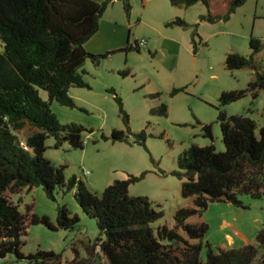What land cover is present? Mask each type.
Here are the masks:
<instances>
[{
  "label": "rangeland",
  "instance_id": "1",
  "mask_svg": "<svg viewBox=\"0 0 264 264\" xmlns=\"http://www.w3.org/2000/svg\"><path fill=\"white\" fill-rule=\"evenodd\" d=\"M103 3L110 0H91ZM142 0H128L130 12L124 10L122 0L111 1L99 20L97 33L87 41L84 50L96 56L86 59L81 67L88 88L71 87L68 91L75 107L68 108L53 101L52 113L61 125L75 124L82 133L83 148L73 149L66 142L55 148V139L47 138L44 158L54 167H63L65 185L57 188L54 200L46 197L41 187L14 195L20 199L19 211L26 206L39 217L46 216L56 226L59 208H66L71 217H77L74 230H49L43 225L30 226L22 236L21 253L24 256L38 250L60 254L64 263L74 253L87 258L86 248H92V264H106L97 247V223L86 216L77 204L76 189H67L72 178L83 183L91 193L100 196L114 181L127 175L144 178L129 187L131 197H145L164 217L153 223L173 228L174 215L179 209H192L193 199H183L181 185L184 180L178 161L191 145L206 147L213 144L216 152H224L217 116H244L255 125V137L264 129V91L256 99L250 95L225 107L219 106L222 92L246 89L254 79L249 68L228 71V54L249 57V39H260L264 44V0H247L225 18L229 0H211L207 8L198 2L189 8H174L168 0H151L143 7ZM179 19L183 26L167 25ZM144 42L145 45L138 47ZM131 50L125 51L126 48ZM138 49V50H136ZM254 65L264 74V47L254 58ZM174 88H184L175 96ZM117 95L123 114L114 100ZM48 101L45 91H39ZM158 95V96H156ZM161 105L167 115L150 113ZM202 125H210L213 140L203 136ZM128 135L126 143L112 142V131ZM143 132L145 142L139 145L136 135ZM28 134L19 133L21 140ZM103 138H107L105 141ZM241 206L229 203L212 204L199 217L188 224L203 222L208 232L202 242L200 259L206 262L207 245L239 249L244 242L256 244L258 232L264 229V195L253 199L239 198ZM187 238L183 231H179ZM259 251L258 258L262 255ZM0 264H27L15 255H8Z\"/></svg>",
  "mask_w": 264,
  "mask_h": 264
},
{
  "label": "trees",
  "instance_id": "2",
  "mask_svg": "<svg viewBox=\"0 0 264 264\" xmlns=\"http://www.w3.org/2000/svg\"><path fill=\"white\" fill-rule=\"evenodd\" d=\"M114 0L96 3L91 0H0V260L8 255L27 264H92V248L87 247V258L77 253L64 263L60 254L38 250L24 256L21 238L30 226L43 225L55 231L74 230L77 217H71L66 208H59L56 226L46 216L39 217L26 206L24 213L12 202L14 195L41 187L50 200L54 191L65 185L63 167L56 168L44 158L45 141L55 139V148L68 143L73 149L83 148L82 133L75 124L61 125L52 113L53 101L74 108L68 95L71 87L88 88L81 67L86 59L96 60L83 46L99 29V20L108 4ZM146 7L151 0H142ZM247 0H229L226 19ZM124 10L130 12L128 0H122ZM174 8H189L198 2L207 8L211 0H168ZM183 22L176 19L167 25ZM264 44L250 38L249 57L228 54V71L249 68L254 79L244 90L222 92L219 106L225 107L247 95L256 99L264 91V74H260L254 58ZM131 50L126 48L125 51ZM138 50V49H136ZM39 91H45L43 101ZM184 88L172 89L173 97ZM114 100L123 114L120 98ZM158 96V95H156ZM152 115L166 116L167 107L161 105L150 111ZM224 152H216L213 144L206 147L191 145L182 153L178 177L183 199H193L192 209H179L174 215V226L151 225L164 217L145 197H131L129 187L140 182L139 176L127 175L114 181L100 196L88 191L83 183L72 178L67 189L75 188V200L82 212L97 223L99 239L94 247L105 257L106 264H264V229L256 236V244L244 243L239 249L207 245L206 262L200 254L208 225L188 224L189 219L201 217L212 204L229 203L241 206L239 197L248 195L259 199L264 195V129L255 137L254 123L244 116L226 117L218 112ZM205 138L213 140L210 125H202ZM27 131L23 140L19 133ZM136 142L143 145L145 135L140 132ZM105 141L107 138H103ZM112 142L126 143L128 135L112 131ZM187 238H183L179 231ZM259 251L262 255L257 259Z\"/></svg>",
  "mask_w": 264,
  "mask_h": 264
},
{
  "label": "built area",
  "instance_id": "3",
  "mask_svg": "<svg viewBox=\"0 0 264 264\" xmlns=\"http://www.w3.org/2000/svg\"><path fill=\"white\" fill-rule=\"evenodd\" d=\"M144 45H145V43L144 42H141V43L138 44V47L140 48V47H142Z\"/></svg>",
  "mask_w": 264,
  "mask_h": 264
},
{
  "label": "crops",
  "instance_id": "4",
  "mask_svg": "<svg viewBox=\"0 0 264 264\" xmlns=\"http://www.w3.org/2000/svg\"><path fill=\"white\" fill-rule=\"evenodd\" d=\"M244 243H249V242H244ZM252 244V243H251ZM225 248V247H224ZM227 249V248H226Z\"/></svg>",
  "mask_w": 264,
  "mask_h": 264
}]
</instances>
